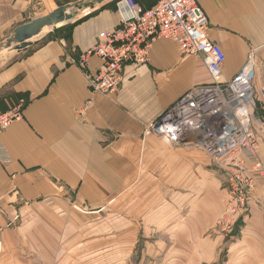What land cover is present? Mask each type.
Instances as JSON below:
<instances>
[{
    "label": "crops",
    "instance_id": "crops-1",
    "mask_svg": "<svg viewBox=\"0 0 264 264\" xmlns=\"http://www.w3.org/2000/svg\"><path fill=\"white\" fill-rule=\"evenodd\" d=\"M114 1H96L55 31L33 38L11 61L0 60V112L23 102L22 119L0 135L9 160L0 163V264L78 263L69 250L83 238L64 236L73 229L82 232L87 217L86 212L70 210L71 204L97 209L92 214L98 215L102 205L124 189V171L139 168L133 157L141 154L140 140L149 126L187 91L210 82L199 56H182L175 43L157 39L147 64L124 66L123 80L114 94L94 92L90 78L100 60L91 57L82 69L77 58L94 45L100 32L117 26ZM135 1L146 9L156 3ZM41 2L0 0V42L12 36L16 27L56 9L49 7L47 13L37 15ZM200 7L207 18L209 39L225 54L222 79L231 80L250 59L255 66L253 87L260 97L264 0H201ZM165 145L151 148L149 154L159 151L169 157L162 166L171 178L187 172L181 166L188 152ZM258 157L264 162V143L259 144ZM191 182L195 194L187 185L181 188L180 209L189 206L190 197L204 192V173L193 176ZM223 193L219 192L222 199ZM171 200L170 204L177 202ZM203 209L201 204L196 214L179 213V249L186 264L215 263L224 242L216 231L211 232L213 239L204 238L215 220L212 223ZM79 218L82 223L76 229ZM240 222L226 248L224 264H264L263 182L251 193Z\"/></svg>",
    "mask_w": 264,
    "mask_h": 264
},
{
    "label": "built area",
    "instance_id": "built-area-1",
    "mask_svg": "<svg viewBox=\"0 0 264 264\" xmlns=\"http://www.w3.org/2000/svg\"><path fill=\"white\" fill-rule=\"evenodd\" d=\"M200 1L156 0L146 9L135 0H117V26L100 32L77 64L86 69L91 57L98 58L100 66L90 86L94 92L111 95L123 80L124 66L147 64L157 39L175 43L182 56L201 58L210 82L187 91L149 128L167 145L185 147L195 155L201 152L223 164L225 205L215 230L229 236L247 212L257 183H264V162L258 157L259 144L264 143V90L259 97L253 87L255 66L250 59L231 80L222 79L225 54L209 39ZM22 109L20 101L0 112V135L22 119ZM8 162L0 143V163Z\"/></svg>",
    "mask_w": 264,
    "mask_h": 264
},
{
    "label": "rangeland",
    "instance_id": "rangeland-1",
    "mask_svg": "<svg viewBox=\"0 0 264 264\" xmlns=\"http://www.w3.org/2000/svg\"><path fill=\"white\" fill-rule=\"evenodd\" d=\"M95 2L96 0H42L38 10L35 11L37 15H43L50 10L49 7L57 8L66 5L72 8L70 12L74 18L79 11L88 9ZM114 2L111 4L113 5ZM57 27H50L47 32L55 31ZM11 38L12 36L0 42V60L5 63L18 54L14 49L17 46L15 42L7 46ZM146 132L148 133L144 134L140 140L141 154L133 157V160L137 159L135 162L139 163V168L124 171L127 177L124 181V189H121L119 196L116 195L110 202L104 203L98 215L92 214L97 209L71 204L70 210L80 215L86 212L84 216L87 217L84 220V229H80L82 232L78 233L73 229L64 236L71 240L83 238L75 242L69 250L70 258L78 262L75 264H186L179 249L182 236L179 213L196 214L203 204L205 205L203 212L206 210L212 218V223L214 220L216 222L220 216L225 205L226 194L224 181L226 172L223 164L201 152H196L198 155H195L191 153V150L182 147L179 149L188 154L184 156V166L177 164L187 172L183 170L181 175L178 172L174 178H171L169 172H165L162 166L165 159L169 160V157L158 154L159 151H156L157 154L153 152L149 154L151 148L156 149L166 145L160 138L153 136L150 128ZM125 157L132 159V156ZM201 173H204L203 194L193 195L190 197L189 206L186 209H180L178 197L181 188L184 189L187 185L189 192L195 194L191 181L193 176ZM222 190L224 199L219 196ZM175 199L177 202H174ZM170 200L174 203L170 204ZM175 211L176 215H174ZM169 212H172V218H169ZM81 223L79 218L76 221V229L81 226ZM213 231L218 232L215 230V224L213 229L207 228L204 238L213 239L214 236L211 233ZM219 235L223 237L224 242L215 257L216 262L223 258L222 253H226V248L233 238L221 233ZM224 258H227L226 255Z\"/></svg>",
    "mask_w": 264,
    "mask_h": 264
},
{
    "label": "water",
    "instance_id": "water-1",
    "mask_svg": "<svg viewBox=\"0 0 264 264\" xmlns=\"http://www.w3.org/2000/svg\"><path fill=\"white\" fill-rule=\"evenodd\" d=\"M96 1L100 2L101 0ZM71 9L69 6L61 5L42 17L16 27L13 30L12 38L7 42V46L15 42L17 44L14 48L16 51L19 52L26 49L32 44V39L39 36L43 28L56 27L71 20Z\"/></svg>",
    "mask_w": 264,
    "mask_h": 264
},
{
    "label": "trees",
    "instance_id": "trees-1",
    "mask_svg": "<svg viewBox=\"0 0 264 264\" xmlns=\"http://www.w3.org/2000/svg\"><path fill=\"white\" fill-rule=\"evenodd\" d=\"M240 225H241V222H240V220H239V221L237 222L236 226L234 227V230L232 231V233H231L229 236L234 237V236L238 233V230H239ZM225 255H226V253L223 252V253H222V257L224 258ZM223 258H222L220 261H218V262H216V263H213V264H223V263L226 261V259H225V258L223 259Z\"/></svg>",
    "mask_w": 264,
    "mask_h": 264
},
{
    "label": "bare ground",
    "instance_id": "bare-ground-1",
    "mask_svg": "<svg viewBox=\"0 0 264 264\" xmlns=\"http://www.w3.org/2000/svg\"><path fill=\"white\" fill-rule=\"evenodd\" d=\"M62 24H64V23H62ZM62 24H59V25H62ZM47 30H49V27H45V28H43L42 29V31H41V33L39 34V36H37V37H40V36H42L45 32H47ZM36 37V38H37ZM3 51V50H2ZM225 181V180H224Z\"/></svg>",
    "mask_w": 264,
    "mask_h": 264
}]
</instances>
